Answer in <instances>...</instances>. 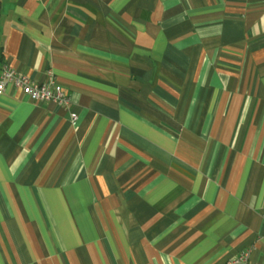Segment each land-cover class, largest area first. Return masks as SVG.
<instances>
[{
	"label": "crops",
	"instance_id": "0c3cea01",
	"mask_svg": "<svg viewBox=\"0 0 264 264\" xmlns=\"http://www.w3.org/2000/svg\"><path fill=\"white\" fill-rule=\"evenodd\" d=\"M0 264H264V0H0Z\"/></svg>",
	"mask_w": 264,
	"mask_h": 264
},
{
	"label": "built area",
	"instance_id": "2783aa9c",
	"mask_svg": "<svg viewBox=\"0 0 264 264\" xmlns=\"http://www.w3.org/2000/svg\"><path fill=\"white\" fill-rule=\"evenodd\" d=\"M18 88L21 92L36 102H53L69 113L72 123L78 119L77 115L69 111L71 97L68 92L53 80L45 82H33L29 78L16 73L9 67H3L0 73V95L7 87ZM264 226V214L262 216ZM234 264H259L249 262V251H243L239 254Z\"/></svg>",
	"mask_w": 264,
	"mask_h": 264
}]
</instances>
